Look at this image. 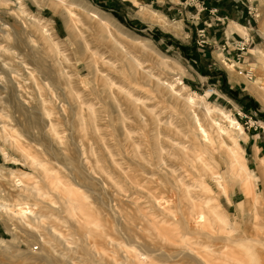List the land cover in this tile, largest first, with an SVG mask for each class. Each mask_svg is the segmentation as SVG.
Returning <instances> with one entry per match:
<instances>
[{
    "label": "rangeland",
    "instance_id": "1",
    "mask_svg": "<svg viewBox=\"0 0 264 264\" xmlns=\"http://www.w3.org/2000/svg\"><path fill=\"white\" fill-rule=\"evenodd\" d=\"M133 3L135 7L106 5L101 0H0V199L12 204L23 185H16L9 172L25 173L22 183H38L49 191L46 174L30 161L36 157L67 187L84 193L117 229L112 211L122 215L125 228L135 225L131 217L136 214L157 223L151 209L154 203L166 206L167 215L176 214L166 198L171 192L175 196L169 187L171 180L180 190L190 189L193 198L188 203L198 212L218 203L227 214L231 230L220 229L219 221H209L200 231L210 236L196 233L187 237L193 246L230 249L246 261L252 256L253 264H264V0ZM84 6L99 9L112 25L89 19ZM4 63L10 69L19 68L15 77L10 74L13 84ZM228 64L234 65L232 71ZM194 93L200 102L188 111L186 98ZM40 96L52 110L46 119L40 113ZM204 104L222 109L241 125L243 138L238 142L253 175L251 183L232 173L228 147L219 144L203 149L213 171L223 176L225 190L215 179L204 176L211 190L204 192L197 176L192 179L183 166H199L195 161L197 140L191 132L193 113L209 134L219 131L212 119L226 126L219 115L210 117ZM5 124L13 127L10 132L23 150L6 141ZM51 125L56 135L51 133ZM158 160L160 167L156 166ZM165 170L172 174L170 179L164 176ZM244 189L253 191L250 205L245 204ZM210 195L215 199L210 200ZM35 198L29 196L22 203L34 204ZM51 198L56 202L53 212L59 217L47 220L46 228L55 224L75 238L72 246L79 245L64 257L63 247L56 246L52 264H81L87 258L82 249L86 245L83 230L75 220L66 219L67 213L59 212L60 197ZM7 224L0 214V240L9 247H0V264H46L38 233L19 230L13 236ZM161 226L176 228L171 222ZM105 237L87 240L96 242L103 257L99 264H106L112 256L122 262L135 253L129 242L150 239L141 224L135 227V239L117 230ZM118 243L121 252L115 256ZM171 249V244H162L163 252Z\"/></svg>",
    "mask_w": 264,
    "mask_h": 264
},
{
    "label": "bare ground",
    "instance_id": "2",
    "mask_svg": "<svg viewBox=\"0 0 264 264\" xmlns=\"http://www.w3.org/2000/svg\"><path fill=\"white\" fill-rule=\"evenodd\" d=\"M84 11H86V13L88 14L87 16L89 19L97 20L100 24L105 25V26L112 25V24H109L110 21L107 18V16L104 17L101 14V12H99V9L97 10L94 8H86L84 6ZM66 12L72 16L71 10H67ZM237 27L239 28L238 25ZM46 39L49 40L47 36H46ZM138 40L139 39H137V41ZM4 64L6 66L7 71L9 72L8 73L9 76L12 73L11 75L14 74L13 76L15 77L16 76L15 72H17L19 68L10 69L7 63H4ZM20 64L22 68L23 62H21ZM17 66H20V65H17ZM227 67L229 70L232 71L234 68V65L228 64ZM9 76H8L9 81H11L12 83L13 82L12 80L14 79L11 76L10 77ZM180 84L182 87L181 89H184L185 85L182 82ZM170 89L174 93H177L173 85L170 86ZM52 95L53 94H51V98H53ZM198 99L200 98H198V96L195 93L193 95L188 94L186 98V104H185V107L187 108L188 111L192 110V108L198 105V103L200 102V100ZM39 103L42 106V112H40L42 116H44L45 119L46 117H50L52 110L49 109L46 105L48 101H46L44 97L40 96ZM204 106H205L207 114L210 117H212L213 114L219 115L220 118H222V120L226 122V126L223 127L221 126L219 122L212 119L213 124L218 127L219 131L216 134H213V133L209 134L208 131L201 125L197 114L195 113L192 114V111H191L192 122H193V128L191 127V132L193 133L195 139L197 140L196 146L198 149L197 150L198 154L196 156L195 161L199 166L196 165L198 167L197 169V167H195L194 165L183 163V166L185 167L186 171L191 172V175L193 176L192 179H194L197 176L196 181L198 183V186L204 192L211 191L208 184L205 183L204 176L211 177V179H215L216 182L215 181L214 182L217 183L220 186V188L225 190L224 185L222 184L223 176L213 171L211 162L209 163V161L207 160L208 158L205 156V151L203 149L213 144H219L220 146L228 147V151H229L228 159H229V165L231 167L232 173L235 174V176L242 179V181H245L247 184L251 183L253 180V175L247 169V166H246L243 154H242V148L240 147L239 142H238L239 138H243L242 136L243 130H242L241 125L233 117H231L229 114L224 112L222 109L216 108V107H210L207 104H204ZM187 115L188 114H186V117ZM189 119H191L190 115H189L188 120ZM2 130L5 135L6 141L14 144L15 146L19 147V149L21 148L23 150L24 147L21 146L20 142L18 141L19 139L13 136L10 132L13 130V127H9V125L5 124L2 127ZM50 130H51V133L55 135L57 134L55 126L51 125ZM9 132L10 134L8 135ZM127 157L130 158L129 156ZM35 158L30 157V161L36 168H40L42 172L46 174L44 175L45 180H46L45 185L48 187L49 191L45 192L42 189V187L38 185V183H35V184L22 183L21 182L22 180L20 181V179L25 178L27 176V174L25 173L9 172V175H11V177H13L14 180L16 181L15 184L17 183L19 185L21 183L20 185L22 184L23 185L17 189L18 190L16 193L17 198L13 200L14 202L12 204L4 202L3 200L0 199V214L6 217V219L9 221V225L8 224L7 225L10 227V230L13 233V236H16L19 230L20 231L30 230L31 232L38 233V236L40 237L38 239L40 240L38 241V244L40 247H45L44 252L47 254L46 258L43 260L46 264L53 263L54 258L51 254L57 251L55 249L56 246L61 245L63 247L61 251V254L63 257L66 256L68 253H72L74 250H76L79 247V245L76 248L72 246V244L75 243V238L72 236L66 235L64 232L59 230L58 226H56L55 224L51 223L50 228H46L47 220L53 221L55 217L56 218L59 217L57 213L53 212L54 204L56 202L53 200V198H51L52 196L60 197V199L63 202L62 208L60 209L59 212L65 213V214L67 213L68 218L66 217V219L75 220L77 223V226L81 228V230H83L82 240L86 242L85 243L86 245H82V249L84 253L87 255V258H84L81 261L82 262L81 264H94V263L99 264L98 260L103 258L99 250H97L96 242L90 243L87 241L88 238H92V237L94 239L98 237L104 238L110 230H117L123 233L125 232L127 234V237L132 239L135 237V227L137 226L139 227L140 224L141 226H143V232H145L150 239L147 241L145 240L140 244H134L133 242H129L128 245H130L132 249L135 250L134 255L132 254L126 255L122 262H118V260H116V258L112 256L111 259H109L106 262V264H176L179 261H185L188 264H216L217 262H222L225 264H253L252 261L254 258L252 256H249L246 261L245 258H243L242 254L237 253V252L236 253L230 252L229 251L230 249L229 250L227 249L228 251L227 250H215L209 246H206L205 250H200L199 248L193 246L192 243L188 241L187 237L193 236L196 233L197 234L202 233L207 236H210L209 232L206 231L207 232L206 233L204 232V230L200 231V229L206 228L209 221H211V223L212 222L215 223L216 221H219L220 229L231 230L230 225L227 220V214L226 212L222 210L221 206L218 203L215 206L211 205L212 207L208 208L207 211H200V212H198L195 205H193L192 203L189 204L188 202L193 197L191 196V192L188 187L186 191H183V188L182 190H180V187L178 184H174L173 183L174 181L170 182L171 180H168V183L170 185L169 187L172 188V190L175 193L174 194L175 196H172L171 195L172 192L169 191L171 193L168 194L166 198H168V200H170L173 203L177 212L174 215H167L165 211L166 206L164 207L160 203L152 204L153 207H151V209H153L154 214L159 219L157 223H154L151 220L147 221V219L145 218L146 215L144 214L143 215L136 214L131 217V222L135 223V225H132L131 223L130 227L125 228L120 221V218H122V215H118L116 212L112 211V214L114 213L113 218L114 220H116V223H115L117 226V229H116V227H113V225L110 224L109 220L105 217L106 215H103L101 212H99V209H97L98 210L97 211L94 207L95 205H92L91 203H89L88 198L86 199V197L83 196L84 193L80 192V190L78 189V191L82 193L80 194L76 190L70 187H67L65 183L59 180L61 177L57 178L58 176H54L52 173L49 172V168L46 167L47 165L45 166L44 163L40 161V159L37 160ZM136 159L137 158H135V160ZM160 160L156 161V166L158 165V167H160V164H161L159 163ZM75 162H77V160ZM75 162H72V163L74 164ZM138 168L140 167L138 166ZM0 172H1V169H0ZM143 174H145L144 171H143ZM169 174L171 173H169L166 170L164 171V176L167 179H170L168 178L170 176ZM165 177H164V181L166 180ZM141 179H144V175L143 177H141ZM91 183H93V181ZM245 189L247 188L245 187ZM245 189L244 191H246ZM27 191L28 193H26ZM179 192H182V194L180 195ZM246 192L247 194L245 193L246 194L245 204L250 205L249 197L252 195L253 191L251 189L250 190L248 189V191ZM50 193H53V194L49 195ZM29 196L37 197L34 199L35 203L34 204L22 203V201H24V199ZM85 199L88 201V203L85 201ZM188 199L190 200L188 201ZM209 199L212 200L215 198L211 197L210 195ZM184 200L187 201V205L183 203ZM109 210H111L110 206H109ZM194 219H197L198 222L196 223ZM169 222H171L172 225H176V228H173V229L171 228L167 229V227L162 228L161 224H165ZM47 230L48 232H45ZM249 239L251 240L252 238H249ZM132 243L135 246H132L133 245ZM164 243L169 244V245L171 244L173 246V249L163 252L161 248H162V244ZM6 245H7L6 243L0 240V247L2 249H4L5 247L9 248ZM120 246H122V244L120 243L116 245L115 247L116 252L113 251L114 252L113 255L116 256L117 252L120 251ZM136 247H138L139 250ZM224 247L227 248V245ZM148 260L150 261L149 263L147 262ZM40 261L38 262L40 263Z\"/></svg>",
    "mask_w": 264,
    "mask_h": 264
},
{
    "label": "crops",
    "instance_id": "3",
    "mask_svg": "<svg viewBox=\"0 0 264 264\" xmlns=\"http://www.w3.org/2000/svg\"><path fill=\"white\" fill-rule=\"evenodd\" d=\"M104 4L108 5L110 3H113L115 5H123L125 6L126 4L135 7L136 5L133 3V0H101ZM135 1V0H134ZM139 1V0H138ZM143 2V1H142Z\"/></svg>",
    "mask_w": 264,
    "mask_h": 264
}]
</instances>
